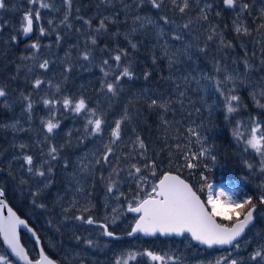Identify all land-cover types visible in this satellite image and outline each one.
Masks as SVG:
<instances>
[{"label":"rangeland","instance_id":"374dc122","mask_svg":"<svg viewBox=\"0 0 264 264\" xmlns=\"http://www.w3.org/2000/svg\"><path fill=\"white\" fill-rule=\"evenodd\" d=\"M145 1V4L153 10L154 8L147 0ZM48 2L52 5L51 9H41L42 19L38 23L34 21L33 35L22 45L18 43V38L14 33L19 32V38L23 33L21 22L24 13L30 7L28 0H5L6 7L0 9V42L13 44L0 47V87L5 88L7 92L6 97L0 98V109L2 110L0 115L5 117V121L0 125V135H2L0 139V188H3L6 196L7 181L2 178L1 174L6 169L15 172L21 179L18 185L22 199L19 208L35 228L41 232L42 244L47 254L59 261L60 264H81V261L83 264H113L116 257L129 250H151L160 254L167 253L179 258L177 264H216V261L223 257H228L229 260L236 259L238 264H255L250 260V256L257 247L264 245V204H260L258 201L259 196L264 194V172L259 170V158L255 153L251 149L245 151L244 144L237 142L232 133L238 121L243 122L241 131H244L245 127L251 126L250 117H257L260 121H264V109L256 107L253 100L247 101L248 103L241 100L239 110L230 115L226 113L228 118H224L236 147L238 163L244 171L243 175L237 179L227 181V190L235 191L241 200L251 196L257 205L255 223L248 229L245 236L237 242L240 245L238 248L234 245L231 248L221 250L217 248L207 250L194 245L186 236L181 239H161L158 237L144 239L140 235L129 238L127 233L131 230L137 216L127 212L128 203L138 193L142 196L144 192L150 191L151 185L157 182L162 170L184 172L186 174L184 176L191 181L195 190L204 187L206 182L213 184L217 190L224 186L218 184L219 181L217 180L205 182L200 178V175H198L200 181H197L198 173L195 172L191 175L190 172L194 169H188L184 166L185 155L198 153L202 146L210 148L211 143L205 141H208L205 139V135L209 133V130L196 119L197 112H194L191 107L188 108L189 111H186L184 95H190L187 93V88L173 89L170 87L165 91L146 88L143 90V94L147 95L148 93L150 96H155L156 100L170 92H175L182 99L179 100V106L183 108V114L182 111L174 112L176 117L168 114L172 126L161 132V137L165 136L164 141L169 142V150L164 155L153 159L147 147L146 149L139 148L136 141L140 135L129 130L130 134L122 133V138L113 146L115 149L121 143L123 149L124 141L129 140L130 148L125 151V157L121 158L115 150L108 163L102 164L101 161L97 164L96 160L103 155L102 145L107 144L110 139V131L114 126V121L120 119L125 113L118 110L117 115H113L115 114L114 111L108 112L106 116L103 115L104 105L109 107L111 98L99 95L95 99L91 96L89 91L91 82L97 80L96 75L92 73L94 61L91 59L84 60L80 54L84 51H79V47L72 43L73 40L63 39V35L59 31L63 25L61 21L66 11L63 0H48ZM165 3L176 9L171 4V0H165ZM207 5H211V7H207ZM143 6L144 4L138 8ZM219 6V0H190V7L187 10L188 16L201 19V9H204L203 14H205V12H211ZM235 10L237 11V8ZM167 17L169 23L156 19L151 14L145 15L141 17L138 27L142 31L147 28L156 34L157 39L167 48L175 45L176 52L185 51L183 57H187L189 62H194L195 59L189 56L188 48L184 47L185 43L174 39L175 35L180 36L188 33L187 29L185 32H179L177 23L169 16ZM49 20L52 21V24L48 23ZM148 20H151L152 23H148ZM40 27L46 30L44 35L40 34ZM190 28L192 29V27ZM170 31L171 34H169ZM13 36L16 37L15 40L12 39ZM58 36L59 40L57 39ZM218 39L219 42L222 41L220 33H218ZM32 43L40 44L39 51L30 47ZM252 49L254 51L255 46ZM14 51L20 54L18 58L13 57ZM25 57L31 58L25 59ZM45 59L49 61L47 70L38 67L39 63ZM238 66L235 68L240 70ZM241 66L245 69L244 64ZM108 67L109 63L103 65L102 68L107 71ZM71 69H74L75 73H71ZM102 73L104 74V72ZM102 73L100 72L101 75ZM192 73V71L186 73L187 84L194 86L196 89L193 91H198L199 96L203 89L200 84L207 79L215 78V76L204 74L201 78ZM37 78L50 83L42 84L39 89H35L33 82ZM257 78L254 80L260 82L259 85L252 83L249 77L245 81L243 75H238L234 83L226 82L223 87L234 86L237 95L240 92V85L243 84L252 86V91L254 90L253 87L258 91L259 86H264V75H259ZM57 85L59 91L56 90L55 86ZM128 86L126 84L122 88L123 93L128 92L125 89ZM96 89L97 93H109L106 88H102V82L96 84ZM23 97H30L33 103L31 118H29V113L25 111L28 101H25ZM63 97H69L73 102L84 98L90 108L96 109L97 115L102 116L106 121L103 134L92 136L85 131L86 120L96 117H88L84 113L76 114L71 111V108L64 109L62 102L55 105V116L60 122V127L54 133L48 134L42 121L49 118V109L44 106L42 101L46 98L62 101ZM257 99L264 103V97L257 96ZM164 101L165 98H162L159 102L163 104ZM220 101L223 105L222 96ZM13 124H15V128L12 127ZM91 127L88 125L89 129ZM190 128L200 134L203 144L197 142V137L188 131ZM68 133L71 135L69 136ZM46 136L49 137L48 140L45 139ZM20 144H25L27 147L21 149ZM50 144H54L59 149L56 160H51L47 155ZM154 148L152 147V150ZM25 154L33 156L34 168L47 172V169L51 167L52 172L45 177H39L34 172L30 173L27 170L28 166L23 161ZM152 162H155L156 165L155 175H152L150 168L145 167ZM197 162L194 161V163ZM206 162L209 163L210 160ZM246 162L252 164L253 168L249 169ZM132 164L141 167L142 172L129 175L130 172L134 173ZM113 169L116 170L115 173ZM140 177L147 178L146 183H144V192L138 188V185L141 184ZM111 181H115L117 187L112 193H109L107 187ZM45 182H50V186L44 188L41 195L33 197L31 193L35 192L38 187L43 188ZM120 193L123 195L120 196ZM198 194L203 200H206L207 189L198 191ZM117 196L120 198L117 199ZM40 204L45 205V207H39ZM85 207H89L91 210L84 212ZM113 208L117 209L115 213L112 211ZM78 215L85 217L91 215L102 223H108L109 230L120 238L113 240L101 235L102 229L97 226L74 219ZM114 217L116 219L112 223ZM220 223L228 222L221 220ZM77 237H80V240H77ZM89 239L94 242L93 247H89L85 243ZM27 245L29 246L28 242ZM32 247L35 251L34 259H36L38 257L37 250L33 244ZM0 255L9 256L6 251L4 253L0 251ZM13 264L15 263L13 262ZM139 264H151V262L146 257H141Z\"/></svg>","mask_w":264,"mask_h":264},{"label":"trees","instance_id":"16d2710c","mask_svg":"<svg viewBox=\"0 0 264 264\" xmlns=\"http://www.w3.org/2000/svg\"><path fill=\"white\" fill-rule=\"evenodd\" d=\"M219 2L220 6L217 9L205 12L207 19L204 20L188 16V11L181 14L165 2L160 9L152 10L145 4L146 1L142 8H138L134 0H73L72 12L67 22L71 27L63 24L59 29L63 39L73 40L72 43L79 47V51L90 52V59L94 61L92 73L96 75L97 79L91 82L89 90L91 96L95 98L99 95H105L111 98L109 107L104 105L103 115L106 116L108 112L113 111L115 113L113 115H117L119 111L122 113L127 111L130 119L122 124V133L130 134L129 130L137 132L153 159L164 155L169 150V142L164 141L165 136L161 137V132L172 126L168 114L176 117L174 112L182 111L183 114L184 110L179 106V100L182 99L175 92H170L156 100L155 96H150L148 93L144 95L143 90L150 88L155 91H165L170 87L173 89L187 88V93L190 95H184L186 111H189L188 108L191 107L194 112H197L196 119L209 130V133L205 135L208 141H205L211 143L209 149L211 154L216 157L214 162L209 157H201L197 160L199 167L190 172L191 175L195 172L198 173L197 181H200L198 175L201 178V174L206 176L207 180L230 181L237 179L244 173L243 168L238 163L236 147L229 128L224 122L226 111L220 101L221 96L216 91V81L219 80L225 84L226 75L230 74L235 77L243 75L245 81L249 77L252 83L259 85L260 82L254 79L257 80V76L264 75V64H261V61L264 60V29L260 28V25L264 24V0H241V3L249 5L248 9L244 11H241L239 7H237V11L227 9L222 4V0ZM125 5L129 7L126 8ZM149 14L160 20H162V16H169L179 26V32H185L187 29L188 33L180 35L181 39L179 40L185 43L184 47L188 48L189 56L195 59L194 62H189L187 57H183L185 51L176 52L175 45L167 48L157 39L156 34L147 28L142 31L138 27L141 19L137 20L136 17L141 18ZM101 20H104L106 28L97 31ZM85 21H91V24L88 25ZM184 24L189 26L184 28ZM237 26L247 28L250 34H238L235 31ZM218 33L221 34L223 43L222 41L219 42ZM14 34L18 38V43L21 45L25 43L20 40L19 32ZM209 35L213 36L211 40L208 39ZM92 38H95V44L91 43ZM254 38L256 39L253 40ZM170 42L172 43L171 39ZM132 44H135L136 48H132ZM228 44L231 47L226 46ZM8 45L13 44L0 42V47ZM253 46H255L254 51ZM118 49L127 52L126 56L122 55L120 68L116 67V62L112 59ZM246 55L249 56L246 57ZM19 56L20 54L14 51L13 57L18 58ZM104 60L109 62L107 68L109 75L107 77L101 71ZM245 60L253 66L251 71L246 72L242 68L241 64H244ZM237 65H239L240 70L235 68ZM125 66L130 67L134 73L132 79L122 78L117 83L115 95L107 92L97 93L96 84L100 82L115 83V76ZM218 68L219 71H217ZM191 71L192 74L201 78L204 74L215 76V78L207 79L200 84L203 89L199 96L198 91H193L196 88L187 84L186 73ZM71 73H75L74 69H71ZM145 73L149 74L147 79H145ZM126 84L129 85L125 88L128 92L123 93L122 88ZM233 87H224V89H232ZM253 89L256 90L254 87ZM251 92L252 86L240 85L238 95L242 102L253 100L250 95ZM162 98H165L163 104L159 102ZM152 100H156L158 105L164 107L150 106ZM1 112L0 109V114ZM4 121L5 117L0 115V125ZM1 137L2 135H0V139ZM128 141H124L123 149L121 143L115 148L121 158L125 157V151L130 148ZM152 147H155L154 150ZM208 160H210L209 163L206 162ZM102 164H104L103 161ZM166 172L167 170H162L157 180ZM1 174L2 178L7 181L8 191L5 196L7 202L21 217L26 218L19 208L22 199L18 185L21 179L15 172L8 169ZM177 174L193 186L191 181L184 176L186 175L184 172ZM35 230L42 243L41 232L36 228ZM21 241L29 256L34 259L33 243L24 234H21ZM0 251L3 253L6 251L1 239Z\"/></svg>","mask_w":264,"mask_h":264},{"label":"snow or ice","instance_id":"6c2138e0","mask_svg":"<svg viewBox=\"0 0 264 264\" xmlns=\"http://www.w3.org/2000/svg\"><path fill=\"white\" fill-rule=\"evenodd\" d=\"M137 7L143 5L145 0H134ZM147 2L154 9H160L165 0H147ZM30 5L28 11H26L22 17L21 29L24 35H29L34 31V21L39 22L42 19L41 9H51L52 5L48 0H28ZM73 0H63V4L66 6V11L62 24H67L68 27L71 25L68 22L69 16L72 9ZM171 4L179 11V13H185L190 7V0H171ZM222 4L227 9H236L240 8L241 11L247 10L249 5L247 3H241V0H222ZM34 6V7H32ZM6 7L5 0H0V9ZM125 7H129L125 5ZM211 7V5H207ZM201 19L206 20L207 15L203 14L204 9H201ZM219 15V13H217ZM137 20L141 18L136 17ZM161 19L165 23H169L167 16H162ZM152 23L151 20L147 21ZM49 24H52V21H48ZM86 24L90 25L91 21H85ZM189 25L184 24L183 27L187 28ZM106 28L104 20L100 21V26L97 31L100 29ZM260 28L264 29V24L260 25ZM215 31V29H213ZM235 31L238 34H250L247 28H241L237 26ZM41 35H44L46 30L43 27L39 28ZM213 36L209 35L208 39L211 40ZM13 40L16 39L15 36L12 37ZM59 40V36L57 37ZM174 39H181L179 35H175ZM91 43L95 44V38L91 39ZM223 43V41H222ZM132 48H136L135 44L131 45ZM231 47L230 44L226 45ZM32 49L39 51L40 44L32 43L30 45ZM122 55L126 56L127 52L124 50H117L116 54L112 59L116 62V67L120 68V62L122 60ZM31 57H25L29 59ZM82 58L84 60L90 59V52L85 51L82 53ZM108 60H104L103 64L108 65ZM261 64H264V60L261 61ZM39 68L47 70L49 67V61L45 59L43 62L39 63ZM245 71H251L253 66L244 61ZM70 70V69H68ZM101 71L104 72V76L107 77L109 73L104 71L101 68ZM219 71V68L217 69ZM148 73H145V79L148 77ZM134 73L130 70V67H123L122 70L115 76V83H102V88H106L109 93L113 95L117 92V83L122 78L132 79ZM237 77L233 75H226L224 82H235ZM50 83L42 79H35L33 82V87L39 89L42 84ZM51 86V85H50ZM56 90L59 91V86H55ZM216 91L223 97V106L227 114L236 113L240 108L241 97L235 94V88L225 90L223 87V82L216 81ZM253 102L256 107L264 109V103H261L257 96L264 97V86H259V90H253L250 93ZM7 96L5 88L0 87V98ZM25 101H28L26 104L25 111L29 113V118H31V110L33 108V103L31 102L30 97H23ZM43 104L46 108L49 109V118L46 121H42L44 127L47 130L48 134L54 133L56 129L60 127V122L56 119L55 105L57 103L63 104L64 109L71 108L76 114H87L88 117H96L95 119L88 118L85 124V131L89 132L92 136L102 135L104 131V125L106 121L102 116L97 115V110L90 108L86 103L84 98L73 102L69 97H63L62 101H57L56 99L46 98L43 99ZM150 106H160L156 100L151 101ZM226 119L228 116L226 115ZM130 117L125 111V114L120 118L114 121V126L110 131V139L107 144H103V155L100 159L96 160V163L99 164L101 161L104 163L109 162L110 156L114 155L115 149L114 145L122 138V124L124 121L129 120ZM251 126L245 127L244 131H241V124L243 122L238 121L237 126L233 129V137L237 142H242L244 144V150L248 151L251 149L255 155L259 158V170L264 172V121H260L257 117H250ZM88 125H91V129L88 128ZM15 128V124L12 125ZM193 135L197 137V142L203 144V140L200 137V134L194 129H189ZM70 136L71 133H68ZM46 140L49 137H45ZM206 139V138H205ZM137 144L140 149H146V146L139 137H137ZM19 147L24 149L27 147L25 144H20ZM63 147V146H61ZM179 147V146H178ZM59 154V149L54 145L50 144L47 155L51 160H56ZM201 157H209L213 162L216 160L215 155L211 154L210 149L201 147V150L198 153H192L191 155H185V167L188 169H195L199 167L194 161L199 160ZM24 163L28 166V171L39 177H45L47 174L52 172L51 167L47 169V172L40 170L39 168H34V158L31 155L25 154L23 156ZM246 166L251 169L253 165L246 162ZM133 172H130L129 175L140 174L142 168L138 167L136 164H132ZM145 167L152 170V175H155V162L145 165ZM207 168V165H205ZM115 173L116 170L113 169ZM141 184L138 185V188L141 192H144V183H146V177H140ZM201 179L205 182L207 177L201 174ZM50 186V182H45L43 188L38 187L35 192H32L33 197L39 196L42 194L44 188ZM117 187L115 181H111L107 187V191L112 193L113 190ZM207 189V198L202 200L201 196L198 195V191H204ZM228 185L221 186L218 190L214 188V185L211 183H205V186L199 190H194L193 186L188 183L186 180L182 179L179 175H174L171 172H166L159 179L158 183L151 185V190L144 192L141 196L139 193L132 197L131 202L128 203L127 212L137 214L135 223L131 227V230L127 233L129 236L135 235L137 233H142L145 236H156L160 234L162 236H183L186 233L191 236L195 241H198L201 244L208 245L209 247L213 245H233L234 242L238 241V238H241L247 229L254 224L256 219V210L257 205L253 202L251 196L246 199H239L235 191L227 190ZM123 193H120L122 196ZM4 196L3 188H0V197ZM120 197L117 196V199ZM260 204H264V194L260 195L258 198ZM35 203V200H33ZM39 207L43 208L45 205L40 204ZM7 209V215L4 214V210ZM91 209L85 207L84 212H88ZM112 211L115 213L116 208H113ZM217 218L222 221H227L228 223H218ZM74 219L82 221L88 225H95L98 228L102 229L101 235L118 239L119 237L116 234L109 230L108 223H102L96 220L93 216L89 215L85 217L84 215L75 216ZM116 217L113 218L112 223L115 222ZM23 226L33 236H36V233L28 228V225L25 220L21 219L17 214L7 206V204L0 199V237L3 238L4 243L9 249H11V254L15 256L19 261H23L24 264H60L59 261L50 258L43 248H40L38 252V258L32 259L29 257L25 247L21 244L20 238L18 235V228ZM80 240V237L76 238ZM37 243L39 239L37 238ZM85 243L89 247L94 246L92 240H86ZM235 246L238 248L239 243H235ZM141 257H146L151 264H177L179 258L173 255H168L167 253L160 254L153 252L151 250L144 251H126L120 256L114 259L113 264H139V259ZM250 260L255 262V264H264V245L257 247L250 256ZM238 264L236 259H230L228 257H223L221 260H217L216 264ZM0 264H13V261L7 255H0ZM81 264L83 262L81 261Z\"/></svg>","mask_w":264,"mask_h":264},{"label":"water","instance_id":"95a60500","mask_svg":"<svg viewBox=\"0 0 264 264\" xmlns=\"http://www.w3.org/2000/svg\"><path fill=\"white\" fill-rule=\"evenodd\" d=\"M33 35V32L31 33V34H29V35H24L23 33H22V35H21V41H26V40H28V39H30L31 38V36ZM172 174H174V175H177V174H175V173H172ZM163 176V175H162ZM183 179V178H182ZM159 181V180H158ZM158 181H157V183H158ZM0 199H2L6 204H7V206L9 207V208H11L16 214H17V216H19L21 219H23V220H25L26 221V223H27V225H28V228H31L35 233H36V236H33L32 235V233L31 232H29L26 228H24L23 226H20L19 228H18V235H19V238H20V242H21V244L23 245V243H22V241H21V234H24V235H26L27 236V238L34 244V247L36 248V250H37V253L39 252V250H40V248H43L42 247V244H41V240H40V238H39V236H38V234H37V232H36V230H35V228L31 225V223H29V221L26 219V218H24V217H21L10 205H9V203L7 202V199H6V197H5V195L3 196V197H0ZM202 199V198H201ZM203 200V199H202ZM4 214L5 215H7V209H5L4 210ZM133 216H137V214H134V213H131ZM217 222L219 223V221L217 220ZM254 222H255V220H254ZM251 227V226H250ZM249 227V228H250ZM248 230V229H247ZM246 230V231H247ZM246 233V232H245ZM138 235H141V237H143V238H145V239H150V238H156V237H158V236H160L161 238H177V239H180V238H182V237H184V236H189L190 237V239H191V241H192V243L193 244H198L200 247H206L207 249H213V248H217V249H224V248H231L235 243H237L239 240H241L242 238H243V236L245 235H243L241 238H238V241L237 242H234V244L233 245H213V246H211V247H209L208 245H205V244H201V243H199L198 241H195V240H193L192 238H191V236L189 235V234H185V235H183V236H175V235H171V236H162V235H160V234H157L156 236H145V235H143L142 233H137V234H135V235H132V236H129L128 235V237L129 238H133V237H136V236H138ZM37 238L39 239V243H37ZM0 239H1V242H2V244H3V246H4V248H5V250H6V252L8 253V255L10 256V258L14 261V263L15 264H24V262L23 261H19L15 256H13L12 254H11V249H9L8 247H7V245L4 243V241H3V238L2 237H0ZM24 246V245H23ZM25 249H26V247H25ZM26 251H27V249H26ZM28 253V252H27ZM47 254V253H46ZM48 255V254H47ZM49 256V255H48ZM30 257V256H29ZM50 257V256H49ZM31 258V257H30ZM38 258V257H37ZM51 258V257H50ZM53 259V258H52Z\"/></svg>","mask_w":264,"mask_h":264},{"label":"flooded vegetation","instance_id":"af4514ba","mask_svg":"<svg viewBox=\"0 0 264 264\" xmlns=\"http://www.w3.org/2000/svg\"><path fill=\"white\" fill-rule=\"evenodd\" d=\"M221 184V185H226L227 184V181H222V182H218V184ZM219 222H221V220L219 218H217Z\"/></svg>","mask_w":264,"mask_h":264}]
</instances>
